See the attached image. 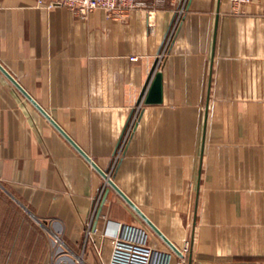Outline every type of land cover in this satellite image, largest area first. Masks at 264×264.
Here are the masks:
<instances>
[{
	"label": "crops",
	"instance_id": "crops-1",
	"mask_svg": "<svg viewBox=\"0 0 264 264\" xmlns=\"http://www.w3.org/2000/svg\"><path fill=\"white\" fill-rule=\"evenodd\" d=\"M0 64L182 254L0 72V264H105L117 221L168 264H264V0L118 19L0 0Z\"/></svg>",
	"mask_w": 264,
	"mask_h": 264
},
{
	"label": "built area",
	"instance_id": "built-area-1",
	"mask_svg": "<svg viewBox=\"0 0 264 264\" xmlns=\"http://www.w3.org/2000/svg\"><path fill=\"white\" fill-rule=\"evenodd\" d=\"M162 0H34V5L41 8H49L54 5L64 6L68 8L73 14L84 17L95 8L104 11L107 17L122 18L129 10L135 8L148 7L156 4ZM232 10L236 11L240 4L248 0H228ZM182 11V6L175 10L174 17L172 18L168 29L165 33L164 45L170 38L175 25L177 23L179 14ZM163 51L157 54L159 60ZM130 58H134L130 56ZM134 115L125 126L120 136L118 148L119 151L126 133L131 127ZM116 155V153H115ZM99 199V193L94 199L88 219L85 221L84 237H87L90 232V221L95 210L96 204ZM110 251L107 262L105 264H168V252L151 247L146 243V233L141 226L126 223V222H113L110 231ZM185 249L183 246L182 250ZM182 259L178 261L180 263Z\"/></svg>",
	"mask_w": 264,
	"mask_h": 264
},
{
	"label": "water",
	"instance_id": "water-1",
	"mask_svg": "<svg viewBox=\"0 0 264 264\" xmlns=\"http://www.w3.org/2000/svg\"><path fill=\"white\" fill-rule=\"evenodd\" d=\"M0 72L11 82V84L33 105L44 117L65 137V139L89 162V164L104 178L105 182L112 187L119 196L138 214V216L178 255H182L180 251L158 230V228L142 213V211L114 184L111 176L103 169L99 168L88 155L73 142V140L54 122V120L46 113V111L20 86V84L1 66ZM160 71L154 70L146 85L142 101L144 103H157L160 101ZM98 213V212H97ZM96 213V215H97ZM190 264L189 260L187 261Z\"/></svg>",
	"mask_w": 264,
	"mask_h": 264
},
{
	"label": "rangeland",
	"instance_id": "rangeland-1",
	"mask_svg": "<svg viewBox=\"0 0 264 264\" xmlns=\"http://www.w3.org/2000/svg\"><path fill=\"white\" fill-rule=\"evenodd\" d=\"M120 138H121V137H120ZM120 138H119V141H120ZM123 142H124V140H123ZM123 142H122V143H123ZM118 144H119V143H118ZM115 153H116V155H115ZM118 154H119V151H117V152L114 151V159L116 158V156H117ZM105 183H106V182H105ZM106 184H107V183H106Z\"/></svg>",
	"mask_w": 264,
	"mask_h": 264
}]
</instances>
